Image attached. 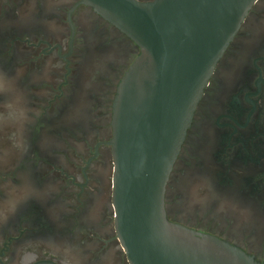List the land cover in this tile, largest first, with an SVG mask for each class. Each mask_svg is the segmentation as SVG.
<instances>
[{
  "label": "flooded vegetation",
  "instance_id": "af4514ba",
  "mask_svg": "<svg viewBox=\"0 0 264 264\" xmlns=\"http://www.w3.org/2000/svg\"><path fill=\"white\" fill-rule=\"evenodd\" d=\"M141 50L82 0H0V74L39 112L22 148L0 131V264L24 249L26 264H130L114 223L111 121ZM164 205L169 221L264 264V0L208 77Z\"/></svg>",
  "mask_w": 264,
  "mask_h": 264
},
{
  "label": "water",
  "instance_id": "95a60500",
  "mask_svg": "<svg viewBox=\"0 0 264 264\" xmlns=\"http://www.w3.org/2000/svg\"><path fill=\"white\" fill-rule=\"evenodd\" d=\"M140 47L112 112V198L130 264H263L166 217L170 170L217 59L255 0H82Z\"/></svg>",
  "mask_w": 264,
  "mask_h": 264
},
{
  "label": "clouds",
  "instance_id": "9594fccd",
  "mask_svg": "<svg viewBox=\"0 0 264 264\" xmlns=\"http://www.w3.org/2000/svg\"><path fill=\"white\" fill-rule=\"evenodd\" d=\"M0 93L7 94V98L0 103V131L7 132L14 147L22 148L20 131L24 124L31 119L29 112L32 111L34 116H38L39 112L29 109L27 98L12 85L10 78H5L4 74H0ZM31 256V250L24 249L20 253L19 264H26V258ZM32 264H34L33 260Z\"/></svg>",
  "mask_w": 264,
  "mask_h": 264
}]
</instances>
